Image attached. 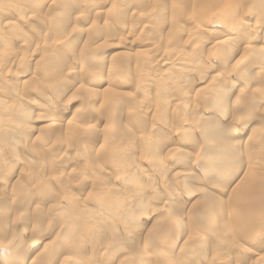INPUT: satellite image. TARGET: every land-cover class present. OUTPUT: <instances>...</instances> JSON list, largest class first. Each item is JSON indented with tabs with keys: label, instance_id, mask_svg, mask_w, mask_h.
Listing matches in <instances>:
<instances>
[{
	"label": "bare ground",
	"instance_id": "1",
	"mask_svg": "<svg viewBox=\"0 0 264 264\" xmlns=\"http://www.w3.org/2000/svg\"><path fill=\"white\" fill-rule=\"evenodd\" d=\"M53 1L47 3L46 9L48 12L56 14L59 6L72 5L77 0H56V3ZM100 1L102 2V0ZM124 1V6L129 9L131 12L130 17L134 20L142 18L140 22L143 21L145 23L151 17L159 19L156 13H152L150 17H148L150 14L145 16L140 14L142 12L140 9L142 4L145 1L149 3L153 0ZM86 2V0L77 2L79 6L82 4L80 7L85 9L82 10L81 8L82 11H80L79 15L73 17L75 21L83 25L90 16L94 19L100 17L105 20L109 16L111 17L112 10L109 14V10H105V8L103 10L101 4L93 7L89 3L86 4ZM242 2L243 0H194L189 9H184V20L190 23H199L200 32L198 30V33H193L192 35L191 33H186L185 41H182L185 45L184 49L165 50L162 52L163 54L160 52L162 58H155V56L153 57L155 59H152L153 62L147 63V66L142 68V72L140 71L141 76L144 78L148 74L145 75L146 72H151L148 75L152 78L148 80V84L146 82L144 87L138 88L141 90L140 99L143 97L142 94L148 96V98L146 97L138 102V108L144 107L141 108L143 112H140V114H129L126 100L123 101L126 107L125 111L117 109L122 104L121 100L123 99H121V96L125 95V93L117 91L119 90L118 88L114 90L116 88H114V85L118 83L115 73L118 70L125 72L124 65L127 64V58L121 61L109 59L110 61L104 64L102 61L105 59L97 57L99 52L105 49V41L111 35L110 37H103L101 36L102 34H96L94 43L92 42L90 45L80 48L79 52H76L74 51L76 47L74 48L70 43L74 41L72 38L78 39L81 37L84 31L71 28V32L68 33V36H71V41L65 40L64 43L61 42L62 45L60 47L62 48L60 52L54 54L57 51L54 48L55 51H52L53 55L50 51L51 53L49 52L48 57L37 62L33 58V54L20 57L18 49L20 50L22 46L34 52L40 49L43 50L42 52H48L50 49L47 50V46L43 45L46 48H42L37 42L32 43V41L27 40V37L22 32H17L18 34L9 33L17 28V24L5 18L7 16L6 12L0 11V14H2L0 18V35L3 36V34L9 33L6 37L0 36V102L7 100L8 102L10 101V104H14L13 107L9 103L11 107L8 104L7 106L5 104L0 106V198L5 195V190L10 192L9 203L0 201V209L5 214L2 215L0 213V264H53L51 262L52 258L54 260L58 257L60 260L59 264H149L151 259L156 264H196L198 258H192L195 262L191 261L192 259H189L191 254L196 251L198 253L196 255L204 260L203 254L206 251L204 252L202 247L207 245L208 242L213 243V240L217 241L222 247L228 246L231 241L238 240L245 245H253L251 249L253 254L260 251L259 244L264 241V129L260 128V125H264V33H262L264 28L259 22H262L264 18V0H248L247 9ZM1 4V6H4L3 3ZM179 9V13L183 11L182 7H179ZM247 10L254 12V14L259 12V17L249 22L251 16L246 18L244 15ZM113 11L115 13L112 14L111 18L116 16L117 24H119L121 30H124L126 24L121 21L124 17L120 15L122 12L118 14V9ZM11 12L7 11V13ZM63 13L66 14L65 11ZM217 13H219V19L209 25H205L199 20L205 17L207 20V18ZM17 14L18 27L26 31L30 30L31 27L34 29L33 25L42 19V17L36 15V11L27 12L25 8L20 12L17 11ZM59 17L60 15H58ZM61 19L57 20L54 28L60 29L62 32L65 28L61 27L60 22L65 18L62 21ZM67 27L70 28V25ZM240 27L241 29H239ZM158 28L160 27L158 26ZM224 28H228L229 31L226 32ZM133 29H135L134 26ZM174 32L182 33L183 35V30L179 29V27L176 29L174 26ZM32 38L33 40L35 39L34 37ZM53 38L55 39V36ZM116 41L117 45H113L121 49L132 43L128 37L121 36ZM192 43L195 47L196 45L199 47L198 53L186 49ZM139 44L142 47L145 46L141 43ZM72 51L79 54V58L76 57L78 62L73 67L69 62L73 61L70 60L74 55ZM144 54H146V51H141L137 55L138 58L135 59L140 61ZM117 55L120 56L121 54L118 53ZM7 62L14 64L13 71H4L7 68L4 67ZM31 65H34L37 71L28 72L25 70L27 66L31 67ZM161 65L169 67V70L167 69L168 71L166 72L160 69L155 74L156 66L161 67ZM13 66L10 64L9 68ZM95 75L102 77H99L98 81L99 85L102 86L101 90H91L92 88L85 87L86 81L88 82ZM126 76L129 75L126 74ZM25 77H27L26 83L28 78L30 79L28 80L29 82H35L34 80L38 77L39 83L43 85V88L39 89V91L33 90V96H40L43 101L47 99L52 101L50 97H53L56 98V104L59 105L61 103L64 108L66 105L64 103L67 102L66 99L72 97L78 90L85 91V93L87 92L86 96H89V98L93 96L94 98L93 101L92 98L88 101V97H85V104L99 105V108L105 107L104 111L109 114V117L111 116V119L117 120V117L124 114L126 116L122 117L121 120H132L137 129L143 128V131L129 132L126 135L120 134L117 136L119 138H115V144H111L110 141L108 143L107 140L110 147L106 145L108 147V151L105 148L106 152L99 149L94 152L96 155H103L102 153H104V156L106 155V158L103 156L106 159L104 162L108 164L113 177L118 176V180H113V177H110L113 182L110 183L108 188L95 185L96 181L95 184H92L91 181L94 179H89V185L97 186L98 190L96 191L100 193L97 196L96 203L93 202V199L96 198L95 193V196H90V201L93 202L92 205H77L75 197L71 195L70 200L72 203L66 208L65 205L68 203L63 204L61 197L67 194H65L66 192L64 193L62 188H65L66 184L71 182L66 180L65 184L61 183V177L52 181L58 186V190L62 192L58 191V193L54 190L55 186L54 188L51 186L53 184L49 180L50 174L45 177V163L49 162V166L63 169L66 165H63L62 157L69 155L71 148L62 149L55 155L52 152L56 151H51V153L47 154L45 149L50 147L44 146L47 148H43V153L34 151L36 148H32L30 143L28 144L29 146L26 145L27 142L31 141H28V139L32 136L34 138V135H37L35 139L51 136L50 138L53 140L56 136L58 138L59 134L57 132L65 130L68 137L70 136L69 134H72L71 132H75L78 133V136L82 135V138H85L83 135L93 137L96 129L79 126V123L76 124L71 119L47 116L44 104H42V108L45 110L34 112L33 110L41 105H36L35 102L32 101L33 103H31V100L29 101L32 91L22 93L23 87L21 88V90L23 89L22 91H16L15 89L19 83H15V86L4 83L6 80H13L14 82L18 81V79L20 82V79ZM125 84L120 86L121 89H125ZM127 87L129 88L128 85ZM149 93L151 94L147 95ZM128 95V100L131 99L132 101L137 98L135 89ZM44 102L46 103V101ZM132 104L137 105L133 102ZM132 104L130 102L129 105ZM49 107L54 113L57 112L58 106ZM133 111L131 109V112ZM42 121H47L45 127L31 125V122ZM118 121H120V118ZM60 137L62 136L60 135ZM33 138L32 141L35 142L36 140ZM108 138L109 140L113 139L110 136ZM89 139L91 140V137ZM103 139L104 142L106 135ZM72 140L74 141V139L68 140L69 143ZM54 141L56 140H53V143ZM49 142L48 144L51 143ZM84 144H87V140L84 141ZM135 144L143 146L145 153L142 159L134 158ZM189 145L193 146L196 154L192 164H188L190 155L188 150L185 151ZM39 147H37V150H39ZM91 147L81 145L80 148L76 149L77 151L75 150L74 153L75 156H78L77 159L84 157V160L89 159L90 161L91 156H93ZM171 147L175 149H170ZM162 152H165V155ZM176 152L177 157L174 159L176 161L174 164L180 171H176L177 175L175 173L172 174L170 180L167 179L166 181L163 176H165L170 167L165 162L169 158L171 159ZM64 160L67 161L65 158ZM168 161L167 163H169ZM75 163L78 162L75 161ZM182 167L186 168L182 170ZM99 168H101V174H106L107 170L105 169H108L106 166L105 168ZM197 169L201 172H198ZM25 170L31 173H26ZM62 173L64 172L62 171ZM83 173H85L84 170ZM200 173H203L204 180L198 177ZM55 174L57 173L55 172ZM150 178L152 179L150 180ZM13 179L15 181L9 187ZM102 179L104 180V177ZM77 182L79 183V181ZM201 183L206 187L214 188L215 193L208 188L197 189L196 185ZM169 185L171 186L170 190L166 191ZM161 187L164 191L160 190L162 189ZM187 192L188 195L190 193L196 194V196L189 198L188 204H191L193 209L200 211L199 215H193L189 212L184 213V210L181 211L183 209L182 206L185 208L187 204L182 201L183 195ZM32 197H36L38 201L35 205L32 204ZM184 199H186V196ZM154 202L161 204L158 212L160 218L154 227H147L146 223L148 221L146 222L145 216L149 214L148 211L153 209L152 206L156 205ZM46 204L47 206L49 205L48 210L46 209L48 213L52 211L60 214L61 224L58 226L59 231L54 236L49 237L48 234H44L45 251L41 255L36 254L34 256L32 254L34 251L31 252V244H36L37 240H41L39 239L40 237L33 240L30 245H26L22 237L25 231L29 234L31 233V236L35 232L42 231L41 228L43 227L41 224H43ZM76 211L81 214H75ZM28 213H31L30 217H28ZM11 214H13L14 220L10 219L9 216ZM36 215L39 216L37 217ZM29 218L31 219L32 229L23 228L20 238L17 236L19 242L16 243L17 241L15 242V240L11 239L12 236L10 237L9 235L10 226L13 227L17 223L28 221ZM250 221L254 223L255 227L251 226L253 229L246 232ZM25 224L20 228L24 227ZM203 226H205L204 229ZM50 229V227H44V232L49 233ZM141 233L142 235H140ZM137 237L143 238H140L144 245L141 251L129 246L135 243L141 244L140 239L138 240ZM150 244H152V247L153 244H158V246H155L156 250H152L151 253L153 254L151 257L148 256L149 253L145 252L146 247ZM178 244L181 247L176 251V245ZM125 247L129 249L128 255L119 257L117 253L120 254L119 252ZM246 247L245 250L247 249ZM47 248L49 249L48 252ZM85 251L88 256H84ZM48 257H51V259ZM218 258L212 261L213 264H228L225 263V260H219ZM18 260L20 261L19 263L17 262ZM263 260L264 256L256 264H260ZM253 261H255L254 256L251 259L248 257L240 260V264L256 262ZM54 264H58V261Z\"/></svg>",
	"mask_w": 264,
	"mask_h": 264
},
{
	"label": "rangeland",
	"instance_id": "2",
	"mask_svg": "<svg viewBox=\"0 0 264 264\" xmlns=\"http://www.w3.org/2000/svg\"><path fill=\"white\" fill-rule=\"evenodd\" d=\"M33 1V2H32ZM37 1V2H36ZM42 0H0V6L2 5L1 3H3L4 4V6H1L0 7V11H4V12H6L5 14H7V16H5V18H7V19H9V20H11L12 22H14V23H16L17 24V28H15L14 30H13V32H12V30L9 32V33H16V34H18V33H21L22 32V34H24L25 35V37H27V40H29V41H32V43L33 42H37V44H39V46H42V48L44 47V46H47V50L48 49H50V50H48V52L47 51H44V52H42L43 50L42 49H40V50H38V51H36V52H34L33 50H31V49H26L25 47L23 48V46L22 47H20V50L18 49V51H20V53H19V55H20V57L22 56V57H24L25 55L27 56V55H30V54H33V58H35L36 59V61L38 62V61H41V59H43V58H45V57H48L49 56V52L51 51H55V49L57 50L54 54H57V52H60V50H61V48L62 47H60V45H62V43L61 42H65V40H68V41H71L70 39H71V36H68V33H70L71 31V28L72 29H82L83 31H84V34L81 36V37H79L78 39H73L72 38V40H74V41H72V43H70V44H72L73 46H74V48H75V50L74 51H76V52H79V50H80V48H82V47H84V46H88V45H90L92 42L94 43V37L96 36V34L97 35H99V34H102L101 36H109L110 37V35H111V37L110 38H108L106 41H105V49L103 50V51H101V52H99V55H97V57L98 58H100V57H102V58H104L105 60L104 61H102L104 64L107 62V61H110L109 59H114V61H121V60H124V59H126V63L127 64H125L124 66H125V72L124 71H122V70H118L116 73H115V77L117 78V84H115L114 85V90H117V88L119 89V90H117V91H120V92H123V93H125V95H123V96H121V99H123V100H121L122 101V108H121V105H120V107H118L117 109L118 110H122V111H125V109H126V107L124 106V104H123V101L124 100H126L128 103V105H127V107L129 108V114H134V113H137V114H140V112H143V109H141V108H144L142 105V107L141 108H138V102L139 101H142V99L144 100L146 97L148 98V96H146V95H143L142 94V96L144 97H141L142 99H140V96H141V90H139V89H141L142 87H144L145 85H146V82H147V84L149 83L148 82V80L149 79H151L152 77H150L148 74H150L151 72H146L145 73V75L147 74V76L146 77H144L143 78V76H141V72H142V68H145V66H147V63H150V62H153V60L152 59H155V58H162V56L160 55L163 51H165V50H175V49H179V50H182V49H184L185 48V45L183 44V42L182 41H185V38H186V33H191V35L193 34V33H198V30L200 29V27H199V23H190V22H187L186 20H184V18H183V14L185 13L184 12V9L185 10H187V9H189L190 7H191V4L193 3V1L194 0H153V1H150L149 3L148 2H144L143 4H142V6H141V13L140 14H142V15H147V14H150L148 17H150L151 15H152V13H156V14H158L157 16L159 17V19H155V18H153V17H151L150 19H148L145 23H143V21L142 22H140L141 20H142V18H140V19H137V20H134L132 17H130V11H129V9L128 8H126V6H124L125 5V1L124 0H102V2H103V4H102V2L100 1V0H97V2H96V0H86L87 2H86V4L87 3H89V5L91 4L93 7H95V6H99L100 4H101V7H102V9L104 10V8H105V10H109V14H110V11L112 12L110 15H111V17H112V14H114L115 13V11H113V10H115V9H118V14L120 13V12H122V13H120V15L121 16H124L123 17V19L121 20V21H123V23H125L126 25H125V29L124 30H121V28L119 27V24H117V18H116V16H113V18H111L110 16L108 17V18H106V20L104 19V18H100V17H96L95 19L94 18H92L91 16L90 17H88V21H86V23H84L83 25L81 24V23H79V22H77V21H75V18H73V17H76L77 15H79V13H80V11H82L83 9H85V8H82V7H80L82 4H83V2H82V4H80V6L78 5V1L79 0H77V1H75L72 5H68V6H66V5H64L63 7H61V6H59V8L61 9V11H59L60 9L58 8V10H57V12L58 13H56V14H53L52 12H48L47 11V9H46V6L48 5L47 3H51L53 0H43L42 2H41ZM128 1H130V0H128ZM132 1V0H131ZM32 2V3H31ZM53 2H55L56 3V0H54ZM25 3H26V5H25ZM36 3V4H35ZM58 3V2H57ZM113 3V4H112ZM13 4V5H12ZM24 4V5H23ZM242 4H243V6L247 9V6H248V0H243V2H242ZM11 6V9H10V6ZM22 5V6H21ZM39 5V6H38ZM76 5V6H75ZM84 5V4H83ZM19 6H21V7H19ZM79 6V7H78ZM104 6V7H103ZM144 6H145V8H144ZM4 7V8H3ZM6 7V8H5ZM45 7V8H44ZM77 7V8H76ZM117 7V8H116ZM122 7V8H121ZM124 7V8H123ZM179 7H182L183 8V11L182 12H178V11H180V9H179ZM22 10L23 8H25V11H32V10H34V11H36V15H38V17H42V19L38 22H36L33 26L35 27L34 29L31 27L30 28V30L31 29H33V30H24L23 28H19L18 27V23H17V19H18V14H17V11H21L20 9ZM27 8V9H26ZM35 8V9H34ZM81 8H82V10H81ZM123 9V10H122ZM179 9V10H178ZM17 10V11H16ZM39 10V11H38ZM62 10H63V12L65 11L66 12V14L65 13H63L62 12ZM145 10V11H144ZM7 11H12L11 13H7ZM3 12V13H4ZM42 12V13H41ZM71 13V14H70ZM42 14H44V15H42ZM238 14V13H237ZM259 12H255V14H254V12H252V11H250V10H247V12H245L244 13V15H245V17L247 18V17H250V19H249V22H251V21H253V19H255V18H258L259 17ZM55 15H57V16H55ZM58 15H60V17L58 18ZM72 15V16H71ZM239 15V14H238ZM258 15V16H257ZM1 16H2V14H0V18H1ZM44 16V17H43ZM66 16V17H65ZM217 16H218V18H217ZM48 17V18H47ZM69 19H68V18ZM115 17V18H114ZM142 17V16H141ZM262 17V16H261ZM60 18H65V19H63V21H62V19H61V21L62 22H60V24H61V27L62 28H65V30L63 29L62 30V32L60 31V29H56V28H54V25L57 23V20H60ZM67 18V19H66ZM206 18V17H205ZM205 18H202V20L201 19H199L202 23H205V25H209V24H211V23H214V22H216L217 21V19H219V13H217V14H215V15H213L212 17H210V18H207V20L205 19ZM53 19H55V20H53ZM107 19H109L108 21H107ZM153 21H152V20ZM163 19V20H162ZM196 19H197V17H196ZM66 20V21H65ZM94 20V21H93ZM156 20H159V21H156ZM3 21H5V20H3ZM47 21V22H46ZM56 21V22H55ZM156 21V22H155ZM108 22V23H107ZM138 22V23H137ZM162 24H161V23ZM167 22V23H166ZM187 22V23H186ZM263 22V23H262ZM262 22H259V24H261V26L264 28V18L262 19ZM38 23V24H37ZM43 23H46V24H43ZM52 23H54V24H52ZM76 23V24H75ZM94 23V24H93ZM39 24H41V25H39ZM67 25V26H69L70 25V28H68L67 26H63V25ZM108 24H109V26H110V28H109V26H108ZM168 26H167V25ZM194 24H196V25H194ZM38 25V26H37ZM46 25V26H45ZM132 25V26H131ZM146 25V26H145ZM198 25V26H197ZM41 26V27H40ZM81 26V27H80ZM133 26H134V28L135 29H133ZM140 26V27H139ZM158 26L160 27V28H158ZM176 27V29H177V27H179V29H182L183 30V35H182V33H178V32H174L173 33V27ZM197 26V27H196ZM144 27V28H143ZM39 28H41L40 30H39ZM88 28H89V30H88ZM208 28V27H207ZM53 29H55L54 31H53ZM67 29V30H66ZM86 29V30H85ZM239 29H241V27L239 28ZM18 30V31H17ZM36 30V32H34ZM39 30V31H38ZM69 30V31H68ZM88 30V31H87ZM95 30V31H94ZM224 30L226 31V32H228L229 30H228V28H224ZM30 33H32V34H30ZM38 31V32H37ZM60 31V32H59ZM87 31V32H86ZM94 31V32H93ZM107 31V32H106ZM123 31V32H122ZM195 31V32H194ZM18 32V33H17ZM39 33V34H34V33ZM199 32H200V30H199ZM9 33H7V34H3V36L2 35H0V36H2V37H6ZM63 33V34H62ZM67 33V34H66ZM86 33V34H85ZM173 33V34H172ZM262 33H264V31L262 32ZM31 35V36H29V35ZM55 34V35H54ZM108 34V35H107ZM37 35V36H36ZM45 35V36H44ZM90 35V36H89ZM121 37H128L129 39H130V41L132 42V43H130V44H127L126 45V47L125 48H123V49H121V48H118L117 46H115V45H117L116 43H117V41H116V39H118V38H120V36ZM55 36V39L53 38ZM132 36V37H131ZM198 36V35H197ZM205 36V35H204ZM225 36V35H224ZM32 37H34L35 39H37V40H33V38ZM36 37H38V38H36ZM118 37V38H117ZM184 37V38H183ZM57 38H59L58 40H57ZM116 38V39H115ZM111 39H113V40H111ZM135 41H134V40ZM116 42H115V41ZM43 41V42H42ZM111 41H113V42H111ZM177 41V42H176ZM74 42V43H73ZM115 42V43H114ZM144 42H145V44H144ZM60 43V44H59ZM134 43V44H133ZM139 43H141L142 45H145V46H141ZM84 44V45H83ZM113 44H115V45H113ZM153 46H152V45ZM44 45V46H43ZM50 45V46H49ZM69 45V44H68ZM181 45V46H180ZM53 46V47H52ZM149 46V47H148ZM257 46V45H256ZM44 48H46V47H44ZM52 48V49H51ZM55 48V49H54ZM88 48V47H87ZM186 49L189 51V50H192L194 53H198V50H199V47L196 45V47H195V45H193V43L189 46V47H186ZM17 50V49H16ZM29 51H30V53H29ZM74 51H72V53H74V55H73V59L71 58L70 60H73V61H75V62H73V61H69L71 64V66L73 67L74 65H76L77 64V58H79V54H77L76 52H74ZM141 51H146V54H144V55H142V58L140 59V61L139 60H136L138 57H137V55L141 52ZM34 52V53H33ZM38 52V53H37ZM42 52V53H41ZM50 52V53H51ZM161 52V53H160ZM36 53V54H35ZM118 53H120L121 55L120 56H118L117 54ZM75 54H77V55H75ZM163 54V53H162ZM36 55H37V57H36ZM52 55H53V52H52ZM156 56V57H155ZM77 57V58H76ZM153 57H155V58H153ZM75 58V59H74ZM136 58V59H135ZM159 58V59H160ZM88 59H90V58H88ZM87 59V60H88ZM128 61V62H127ZM7 64H8V66H7ZM11 64V66H13L14 64H12V63H9V62H7V63H5V65H4V67L6 68V69H4V71H6V72H8V71H11L13 68H14V66L13 67H11V68H9V65ZM103 65V64H102ZM34 68H33V67ZM29 70H28V69ZM33 70H32V69ZM166 68V69H165ZM156 70H155V74H157L156 73V71L157 70H160V69H162L163 71H168L169 70V67H167V66H162L161 65V67L160 66H156V68H155ZM168 69V70H167ZM19 70V69H18ZM25 70H27L28 72L30 71V72H32V71H37V69H36V67L34 66V65H31V67L30 66H27L26 68H25ZM13 71V70H12ZM121 73H123V74H121ZM141 71V72H140ZM153 71V70H152ZM14 73H16V71H14ZM129 73V74H128ZM124 74H125V76H124ZM126 74L127 75H129V76H126ZM155 74H153V75H155ZM39 75V74H38ZM123 76V77H122ZM137 76V77H136ZM99 77H101V76H94V77H92V79L91 80H89L88 82L86 81V86L85 87H88V88H92L91 90H101L102 89V86L101 85H99V83H98V81H99ZM150 77V78H149ZM102 78V77H101ZM100 78V79H101ZM136 78H137V80H136ZM26 79H27V77H25V78H22V79H20V82H19V79H18V81H14L13 82V80H6V82H4V83H6V84H9V85H13V86H15L17 83H19V84H17L16 86L17 87H15V89H16V91H22L21 90V88L23 87L24 88V90L22 91V93H25V92H31L30 93V98H29V101L31 100V103H33V102H35V104L36 105H41L40 107H37V108H35L33 111L34 112H37V111H41V110H45V109H43L42 108V104H44V106L46 107V115L47 116H50V117H57V118H62V119H71V120H74V122L76 123V124H78L79 126H83V127H91L92 129L94 128V130L96 129V130H98V131H94V133H93V137L92 136H90L91 137V140L89 139L90 137L88 136V137H86V135H83V137L85 136V138H82V135H79L78 136V133H75V132H71L72 134H69L70 136L68 137V135L66 134L67 133V131H65V130H60V132H57V134H59L58 135V138H57V136H56V138L54 137L53 138V140H56V141H54V143H53V140H52V138H50L51 136H48V137H42V138H40V139H35L36 138V136L34 135V138H33V136L30 138V139H28V141H30V142H27L26 143V145L27 146H29L28 144L30 143L32 146V148L34 147V148H36V150H34V151H41V152H43L44 153V150H43V148L45 149V148H47V147H50V148H48V149H50V150H48V149H45L46 150V152H47V154L48 153H51V151H56V152H52V154L53 153H55V155H56V153L59 151H61L62 149H65V148H71L70 149V154L69 155H66V156H63L62 158V162H63V165L65 164L66 166L65 167H63V169H59L58 167H54V166H49V162H47V163H45V167H46V174H45V177H47V175H49L50 174V182H52V181H55V179H58L59 177H61L60 178V182L61 183H66V180H68V181H70L71 183H67L66 184V187L65 188H62V189H64V193L65 194H67V195H65L64 197H61L62 198V203L64 204V203H68V204H66L65 205V207L67 208V207H69L68 205H71V200H70V198H71V195L72 196H74L75 197V199H76V203H77V205H79V204H83V205H86V204H89V205H92L93 204V202L94 203H96L97 202V196H99L100 195V193H98V191H96V190H98V187L97 186H103V188H104V186L105 187H107L108 188V186H110V183L111 182H113V180H118V176H114L113 177V174L110 172V168H109V166H108V164L106 163V162H104V161H106V159H104L103 158V156H104V153H102L103 155H96V154H94V152H96L98 149L99 150H103L104 152H106L105 151V148L107 149L108 147L106 146V145H108L109 147H110V145L108 144L109 143V141H110V143L111 144H115L116 143V141H115V138H119V137H117V136H119L120 134H123V135H126V134H128L129 132H136V131H143V128H140V129H137L136 128V125H135V123L132 121V120H121V118L122 117H124V116H126V115H122V116H120V117H117V120H115V119H111L108 115V113H106L105 111H104V108L105 107H100L99 108V105H94V106H92V104H89V105H87V104H85V102L84 101H86V98L85 97H88V101H90L91 100V98H92V101H93V96L91 97V98H89V96H86V94H87V92L85 93V91H81V90H78L76 93H74V95L72 96V97H70V98H68V99H66V103H64V104H66L65 105V107L63 108L62 107V105H61V103L58 105V104H56L57 102L55 101L56 100V98H53V97H50V98H52V101H51V99L50 100H44V101H46V103L43 101V99H41L40 98V96H36V97H34L33 96V93H34V91L33 90H38L39 91V89H41V88H43V85L41 84V83H39V79H38V77H36V79L34 80L35 82H36V80H37V82L35 83V82H32V81H28V80H30L29 78H28V80H27V83H28V86L30 87H28L27 86V83H26ZM126 79V80H125ZM144 79V80H143ZM105 80V79H104ZM124 80V81H123ZM141 80H143V81H141ZM11 81H12V84H11ZM24 82V84H22V82ZM106 81V80H105ZM120 81V82H119ZM127 81V82H126ZM92 82V83H91ZM95 82V83H94ZM107 82V81H106ZM138 82H139V84H138ZM142 82V83H141ZM16 83V84H15ZM125 84V89H121V87L120 86H122V85H124ZM143 83H145V84H143ZM30 84V85H29ZM31 84H32V86H31ZM94 84V85H93ZM120 84V85H119ZM9 85H8V87H9ZM127 85L129 86V88L127 87ZM35 86V87H34ZM14 88V87H13ZM27 88H28V90H27ZM34 88V89H33ZM35 88H38V89H35ZM100 88V89H99ZM111 88V87H110ZM112 88H113V86H112ZM139 88V89H138ZM18 89V90H17ZM26 89V90H25ZM121 89V90H120ZM135 89V91H136V93H137V98H135L134 100H132L131 101V99L130 100H128L129 98V93L130 92H132L133 90ZM124 90V91H123ZM132 90V91H131ZM128 93H126V92ZM145 94V93H144ZM151 93H149V94H147V95H150ZM77 95V96H76ZM33 96V97H32ZM84 96V98H82ZM32 97V98H31ZM76 97V98H75ZM63 100V99H62ZM7 100H5V102H0V106H1V104H5L6 106H7V104L10 102H6ZM33 101V102H32ZM81 101V102H80ZM83 102V103H82ZM130 102H131V104H132V102L133 103H135V104H137L136 106L134 105V104H132V105H129L130 104ZM92 103V102H91ZM10 104V103H9ZM8 104V105H9ZM56 104V105H55ZM10 105H12V107L14 106V104H10ZM9 105V107H11ZM49 106H58V108H57V112L56 113H54L53 111H52V109H51V107H49ZM80 106V107H79ZM97 106H98V108H97ZM130 106V107H129ZM78 107V108H77ZM61 108V109H60ZM80 108V109H79ZM134 108H135V110H134ZM137 108V109H136ZM131 109H132V111L133 112H131ZM78 110V111H77ZM93 111V112H92ZM135 111H137V112H135ZM95 112V113H94ZM131 112V113H130ZM82 113H84V114H82V116H81V114ZM106 113V114H105ZM54 114V115H53ZM129 114H127V115H129ZM104 115V116H103ZM81 116V117H80ZM105 116H108L109 118H110V121H109V118L108 117H105ZM11 118V117H10ZM119 118H120V121H118L119 120ZM7 120H8V118H7ZM112 120V121H111ZM115 120V121H114ZM87 121V122H86ZM118 122V124H117V122ZM114 122V124H112ZM123 122V123H122ZM32 124L31 125H33V126H38V127H45V125H47V121L46 122H31ZM84 123H85V125H84ZM91 125H90V124ZM97 123V124H96ZM116 123V124H115ZM40 124H41V126H40ZM81 124V125H80ZM87 124V125H86ZM93 124V125H92ZM104 124H106V125H104ZM42 125H44V126H42ZM90 125V126H89ZM93 126V127H92ZM106 126V127H105ZM103 128V129H102ZM105 128V129H104ZM118 128V129H117ZM260 128H262V129H264V125L262 124V125H260ZM107 129V130H106ZM115 129H116V131H115ZM102 133L103 131V133H105V134H101L100 132ZM62 132V134H60ZM96 132V133H95ZM99 132V133H98ZM109 132V133H108ZM109 134V135H108ZM60 135L62 136V137H60ZM74 135V136H73ZM105 135H106V140L103 142V138L105 137ZM68 138H67V137ZM76 136V137H75ZM96 136V137H95ZM104 136V137H103ZM111 137V138H113L112 140H109V138L108 137ZM66 137V138H65ZM79 137V138H78ZM242 137V136H241ZM32 138L33 139H35L34 141L35 142H33L32 141ZM108 138V139H107ZM50 140V142H49V140ZM59 139V140H58ZM61 139V140H60ZM67 139V140H66ZM71 139H74V141L72 140L70 143H72L71 145H70V143H69V141L71 140ZM81 141H80V140ZM82 139H84V140H82ZM88 139H89V142H88ZM39 140V141H38ZM40 140H42V141H40ZM47 140V141H46ZM69 140V141H68ZM85 140H87V144H84V141ZM107 140H108V143H107ZM38 141V142H37ZM91 141V142H90ZM43 142V143H42ZM47 142V143H46ZM48 142L50 143V144H48ZM56 142V143H55ZM75 142V143H74ZM33 143H34V145H33ZM37 143V144H36ZM38 143H40V144H38ZM80 143V144H79ZM46 144V145H45ZM51 144H52V147H51ZM104 144V145H103ZM39 145H40V147H39ZM50 145V146H49ZM55 145V146H54ZM81 145H86V146H92L91 147V151H93V156H91V158H90V161H89V159H85L84 160V157H80V159H77V155L75 156V153H74V151L76 150V149H78V148H80L81 147ZM102 145H103V147H102ZM26 146V147H27ZM44 146H47V147H44ZM64 148H63V147ZM105 146V147H104ZM37 147H39V150H37ZM59 147H61L60 149H59ZM76 147V148H75ZM42 148V149H41ZM74 148V149H73ZM104 148V149H103ZM190 148V149H189ZM170 149H175V148H173V147H171ZM95 150V151H94ZM186 150H188V154L190 155V160L188 161V164H192L193 163V159L195 158V156H196V154H195V152H194V150H193V146H191V145H189L188 146V148L186 147V149H185V151ZM48 151H50V152H48ZM73 151V152H72ZM77 151V150H76ZM107 151H108V149H107ZM191 151V152H190ZM58 152V153H59ZM37 153V152H36ZM144 150H143V146L141 145V144H135V149H134V152H133V154H134V158L135 159H139V158H141L142 159V157H143V155H144ZM76 154H77V152H76ZM107 154V153H106ZM162 154H164L165 155V152H162ZM177 155V152L173 155V157L170 159L169 157V163H167V161L165 162L169 167H170V169L168 170V172L165 174V176H163V178H165L166 179V181H167V179H169L170 180V176H172V174H174L176 171H180V169L179 168H176V164H174V162L176 163V161L174 160L175 159V157H177L176 156ZM70 156V157H69ZM71 156H72V158H71ZM74 156H75V158H74ZM94 157V158H93ZM105 158H106V155L104 156ZM64 158L65 159H67V161H65L64 160ZM68 158H70L69 160H68ZM75 159H77V160H75ZM94 160V161H93ZM97 160V161H96ZM7 161H9L8 159H7ZM75 161L76 162H78V163H75ZM65 162V163H64ZM91 162V163H90ZM92 162H93V164H92ZM190 162V163H189ZM43 163V164H44ZM96 163V164H95ZM98 163V164H97ZM67 164H69V165H67ZM81 164V165H80ZM92 164V165H91ZM27 165V164H26ZM85 165V166H84ZM98 165V166H97ZM25 166V165H24ZM70 166V167H69ZM74 166V167H73ZM77 166V167H76ZM80 166V167H79ZM93 166V167H92ZM95 166V167H94ZM105 166H106V168H108V169H105V170H107L106 171V174L104 173V174H101V172H100V169L101 168H99V167H104L105 168ZM86 167V168H85ZM70 168V169H69ZM75 168V169H74ZM77 168H79V169H77ZM186 168V167H182V170H184V169ZM26 169H27V166H26ZM77 169V170H76ZM98 169V170H97ZM189 169V168H188ZM71 170V171H70ZM78 172V170H80L78 173L76 172V171ZM82 170V171H81ZM83 170L85 171V173H83ZM95 170V171H94ZM26 171V173H31L30 171H28V170H25ZM24 171V172H25ZM62 171L64 172V173H62ZM93 171H94V173H93ZM171 171V172H170ZM197 171L198 172H201V171H199L198 169H197ZM196 171V172H197ZM51 172H53V173H51ZM55 172L57 173V174H55ZM77 174H76V173ZM94 174H92V173ZM60 176H59V175ZM55 175V176H54ZM80 175H82V176H80ZM99 177V175H100V177L98 178L97 176ZM175 175H177L176 173H175ZM54 176V177H53ZM56 176H58V177H56ZM102 176V177H101ZM207 176V175H206ZM205 176V177H206ZM104 177V180L102 179ZM110 177H113V180H112V178H110ZM198 177L199 178H201L202 180H204V177H203V173H200V174H198ZM67 178V179H66ZM17 179V178H16ZM89 179L90 180H93V181H91V183L92 184H95V181H96V184L95 185H97L96 187H94L95 185H92V186H90L89 185V183H88V181H89ZM100 179H101V181H100ZM109 179V180H108ZM120 179V178H119ZM152 178H150V180H151ZM81 180H82V185H81ZM13 181H15L14 179L10 182V184H9V187L12 185L11 183H14ZM23 181V180H22ZM77 181H79V183L77 182ZM21 182V181H20ZM94 182V183H93ZM193 183H197V182H193ZM52 184L53 185H51L53 188H54V186H55V189L54 190H56L55 192H58L59 190H58V186H56V184L55 183H53L52 182ZM72 184V185H71ZM102 184V185H101ZM104 184H106V185H104ZM116 184H118V183H116ZM81 185V186H80ZM87 186V187H84V186ZM202 185V186H201ZM90 186V187H89ZM199 186V187H198ZM8 187V186H7ZM57 187V188H56ZM72 187V188H71ZM75 187V188H74ZM170 185L169 186H167V188H166V191H169L170 190ZM80 188V189H79ZM95 188V189H94ZM156 188H158L157 186H156ZM162 188V187H161ZM195 188V187H194ZM196 188L197 189H206V188H208V189H211L212 190V192L213 193H215V191H214V188H209V187H206V186H204L203 185V183H201L200 185H196ZM8 189V188H7ZM69 189V190H68ZM67 190V191H66ZM160 190H163V188L162 189H160ZM8 191V190H7ZM6 190L4 191V196H2V198H0V201H2V203L3 202H7V203H9L10 202V200H8V197H9V194H10V192L8 191L7 192ZM70 191V193H68ZM73 191V192H72ZM164 191V190H163ZM60 192V191H59ZM58 192V193H59ZM90 192H92V193H90ZM159 192V191H158ZM60 193H62V192H60ZM76 193V194H75ZM96 194V196H95V194ZM90 196H95L96 198H94L93 199V202H91L90 200H91V198H90ZM185 196H186V199H184L185 198ZM192 196H196V194H194V193H190L189 195H188V192L186 193V194H184L183 195V198H182V201H185V203H187L186 204V206H185V208L182 206V208L183 209H181V211H183L184 210V213H186V212H189V213H191V214H193V215H199V213H200V211H197V210H195V209H193L192 208V205L191 204H188L189 203V198L190 197H192ZM198 196V195H197ZM90 199H89V198ZM33 198V197H32ZM198 198V197H197ZM66 199V200H65ZM83 201H82V200ZM66 201V202H65ZM78 201V202H77ZM86 202V203H85ZM88 202V203H87ZM36 203H38V201L36 200V197H34L33 198V200H32V204L33 205H35ZM155 203V202H154ZM156 205H153L152 206V210L151 211H148V215L147 216H145V218H146V226L147 227H154L157 223H158V221H159V218H160V214L158 213L159 212V209L161 208V204H159V203H155ZM182 204V203H181ZM45 213H44V218H43V224H41L42 225V227L43 228H41V230L42 231H40V232H35V233H33L32 234V236L28 233V232H26L25 230V234L23 235V241H25L26 242V245H30V243H32V241L33 240H36L37 238H39V239H43L42 240V242H41V240H37V243L35 244H31V252L32 251H34V252H32V254L35 256L36 254L37 255H41L45 250H44V247L46 246L45 244V240H44V238H45V235L46 234H48L49 235V237H52V236H54L55 234H57V231H59V227L58 226H60V224H61V221H60V214H58V213H56V212H47V210H48V208H49V205L47 206V204L45 205ZM64 207V208H65ZM65 208V209H66ZM198 209H200L199 207H197ZM47 209V210H46ZM69 209V208H68ZM100 209H103V208H100ZM51 210V209H50ZM0 213H2V215H5L4 214V212L2 211V209H0ZM56 213V214H55ZM31 213H28V217H30L31 215H30ZM75 214H78V215H80L81 213H78L77 211L75 212ZM13 214H11L9 217H10V219L11 220H14V218H13V216H12ZM37 217L39 216V215H36ZM12 217V218H11ZM30 220V221H29ZM29 220L28 221H23V222H20L19 224L17 223V224H15L13 227L12 226H10V237H11V239H13V240H15V242L16 243H18L19 242V239H18V237L20 238V234H21V231H23L22 229L23 228H26V229H32V225H31V219L29 218ZM22 223V224H21ZM24 223H26L25 224V226L24 227H22V228H20L22 225H24ZM29 224V225H28ZM221 225V224H220ZM254 228L255 227V225H254V223L253 222H249V225L247 226V228H246V232H248V230L249 231H251L250 229H253L252 227ZM44 227H50L51 229L49 230V233H51V234H49L48 232H44ZM205 228V226H203V229ZM12 230V231H11ZM208 230V229H207ZM245 231V230H244ZM3 232V231H2ZM45 234V235H44ZM53 234V235H52ZM249 234H251V233H249ZM35 235V236H34ZM140 235H142V233L140 234ZM18 236V237H17ZM32 237V239H30ZM42 237V238H41ZM141 237H137V239L139 240ZM141 239H143V238H141ZM140 239V241H141V244L140 245H138V244H136L135 242V244H130L129 246H133V247H135V250H138V251H141L142 249H143V242H142V240ZM30 241V242H29ZM137 241V240H136ZM148 242H150V241H148ZM232 243H233V245H232ZM127 244V243H126ZM203 244H205V243H203ZM202 244V245H203ZM237 244V245H236ZM35 245V246H34ZM45 245V246H44ZM178 245H179V247H178ZM178 245H176L177 246V248H176V251L181 247V245L180 244H178ZM201 245V246H202ZM244 245V246H243ZM138 246H140V247H138ZM155 246H158V244L157 245H155V244H153V247H152V244H150L149 246H147L146 247V249H145V252L146 253H149L148 254V256L149 257H151V255L153 254V253H151L152 252V250H156V247ZM175 246V247H176ZM207 246V247H206ZM229 246V247H228ZM228 246H226V247H222L217 241H214L213 240V243L212 242H208V244L207 245H204V247H202L203 248V250H204V254H203V256H204V260L202 259V257H198L197 255H198V253H196V251L194 252V253H192L191 254V256H193V257H191L190 256V258L189 259H192V258H198V260L199 261H201V262H199L198 260H197V263L198 264H213V262L212 261H214V259H217V257H219L218 259L219 260H225V263H228V264H240L241 262H240V260H244L245 258L247 259L248 257L251 259L252 258V256H254V259H255V261H253V262H255V263H252V264H256L257 262H259L260 261V259L262 260L263 259V256H264V241L262 242V244L260 243L259 244V248H261V249H259L260 251H258V253H256V254H253L252 253V251L253 250H251L253 247V245L251 246L250 244L249 245H245L243 242H239L238 240L236 241V240H234V241H231V242H229L228 243ZM245 246H247L246 248V250H245ZM251 246V247H250ZM34 247V248H33ZM206 247V248H205ZM249 247H250V249H249ZM46 248V247H45ZM229 248V249H228ZM48 249V248H47ZM128 249V247H125V249H123V250H121L119 253L120 254H118L117 253V255H119V257L121 256V255H123L124 257H126L127 255H128V251H129V249ZM228 249V250H227ZM124 250H125V254H124ZM217 250V251H216ZM245 250V251H244ZM251 250V251H250ZM49 251V249L47 250V252ZM208 251V252H207ZM223 251V252H222ZM225 251V252H224ZM86 252V251H85ZM198 252V251H197ZM228 252V253H227ZM35 253V254H34ZM151 253V254H150ZM235 253V254H234ZM197 254V255H196ZM248 256H247V255ZM258 254V255H257ZM256 255V256H255ZM84 256H88V253L86 252L85 253V255ZM217 256V257H216ZM51 257H53V256H51ZM51 257H48L49 259H51ZM118 257V256H117ZM240 259H239V258ZM245 257V258H244ZM257 257V258H256ZM260 257V258H259ZM20 260V259H19ZM17 261L18 263L21 261ZM55 260V261H54ZM53 260V258H52V260H51V262H53V264L55 263V262H57L58 261V264L60 263V260H59V257L57 258V259H54ZM210 260H211V262H210ZM154 260L153 259H151L150 261H149V264H156L155 262H153ZM191 261H194L195 262V260H191ZM196 263V264H197ZM185 264H188V263H185ZM260 264H264V260L260 263Z\"/></svg>",
	"mask_w": 264,
	"mask_h": 264
}]
</instances>
